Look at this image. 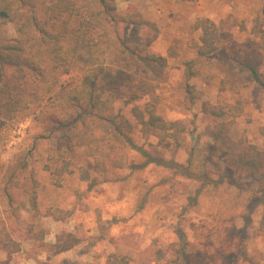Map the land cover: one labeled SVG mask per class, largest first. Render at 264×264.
Wrapping results in <instances>:
<instances>
[{"label": "rangeland", "instance_id": "rangeland-1", "mask_svg": "<svg viewBox=\"0 0 264 264\" xmlns=\"http://www.w3.org/2000/svg\"><path fill=\"white\" fill-rule=\"evenodd\" d=\"M119 12L135 10L144 19L155 24L153 41L148 32L137 25L125 28L126 42L138 45L149 55L161 57L163 66L149 64L143 58L111 51L108 54L105 82L107 91L114 95L115 113L128 118L134 125L132 137L145 150L185 164L187 155L171 141H162L159 136L144 137L141 126L133 116V109L145 106L155 108L166 122L185 120V139L191 142L201 158L212 142L214 122L202 113L203 102L212 104L221 101L228 107L241 106L242 117L233 126L231 137L237 150L244 151L250 145L264 150V92L251 79L249 68L254 67L264 74V0H112ZM37 16L47 27L54 17L41 11ZM213 21L219 31V52L196 65L197 77L185 78V63L196 60L194 43L201 36L194 29L197 20ZM15 37L11 24L0 28V40ZM72 72L57 80L55 92L70 85ZM187 85L197 86V97L191 103L187 98ZM38 112L11 131H7L0 143V182L13 164L15 157L27 151L30 137L37 130ZM90 123L82 130L69 132L67 144L60 135L52 141L55 149L53 160L34 152L28 156V165L46 187L39 201L43 209L72 211L64 221L53 217L32 218L27 203L21 207L19 225L22 238L30 225L42 235L22 241L19 253L0 264H185L181 256L184 240L193 246L187 251L193 264H248L241 257L243 246L248 247L264 231V195L251 198L242 205L248 195L246 189L240 193V210L232 215L223 207L221 198L200 195L194 201L198 183L173 171L152 164L135 169H113L101 154L107 138L125 146L111 126L93 125L104 133L98 139L89 134ZM61 142L63 144H61ZM70 158L64 154V148ZM131 164H140V156L130 151ZM64 159L71 161L72 174L65 175L61 186L56 187L51 172ZM207 167L216 172L226 171L224 156H210ZM46 166L50 169L47 170ZM249 190L258 185L245 184ZM232 192L237 193L233 188ZM186 204L177 219L189 228L193 238L189 241L179 225H163L162 219L176 214V207ZM7 208L0 198V215ZM185 212L191 219H185ZM243 212V214H241ZM243 215V217H242ZM195 221H198L195 222ZM105 226V238H101L99 226ZM175 233L174 242L161 245L152 239L158 227ZM143 227L144 235L135 229ZM81 230L86 241L79 246L56 254L54 245L63 233ZM128 238L123 239V237ZM37 237V236H36ZM150 241V242H149ZM0 251H2L0 249ZM249 255L264 253L254 251ZM215 257L216 259H213Z\"/></svg>", "mask_w": 264, "mask_h": 264}, {"label": "trees", "instance_id": "trees-1", "mask_svg": "<svg viewBox=\"0 0 264 264\" xmlns=\"http://www.w3.org/2000/svg\"><path fill=\"white\" fill-rule=\"evenodd\" d=\"M37 11L54 17L49 27L37 16ZM8 24L13 26L15 37L0 40V143L7 131L35 113L39 114L37 130L30 137L27 151L15 157L0 182V198L7 205L0 215V249L9 257L20 252L22 241L43 239L34 231L33 225L27 228L22 238L18 237L23 204L29 205L33 219L46 216L64 221L73 214L72 211L41 208L39 197L46 185L28 165V156L37 152L53 160L52 141L58 134L67 144L70 131L82 130L89 123L92 124L90 135L104 138V133L93 125L107 124L125 143V146L115 144V139L110 137L103 143L101 154L111 168L135 169L152 164L169 169L198 183L191 202L202 194L219 197L223 207L231 210L226 214L232 215L240 210L241 204L247 205L251 198L264 195V150L250 145L239 151L231 137L234 124L243 114L241 106L228 107L221 101L215 104L203 102L202 113L214 125L212 142L201 158L197 156L196 147L185 139V120L166 122L149 105L143 110L133 109L143 136L157 135L162 141L173 142L176 148L185 151V164L166 160L136 144L132 137L134 125L125 116L115 113V98L107 91L105 82L107 58L111 51L143 58L149 64L164 65L161 57L149 55L144 48L125 41L124 31L130 24L144 28L149 34V42L153 41L155 24L135 10L119 12L112 0H0V28ZM194 29L200 31L201 36L194 43L197 59L185 63L188 81L198 76V62L219 52V31L213 21L197 20ZM72 72L76 76L71 78L70 85L55 92L58 78ZM249 73L254 85L264 92V74L254 67L249 68ZM186 94L191 103L195 102L198 99L197 86L187 85ZM130 151L137 153L142 163L131 164ZM64 154L67 158L71 156L67 147ZM212 155L225 157L226 171L216 172L207 167L206 161ZM71 165L70 160L64 159L51 172L54 186L60 187L64 176L72 174ZM46 169L50 167L46 166ZM248 183L258 185L257 189L249 190L245 185ZM233 188L237 193L232 192ZM243 188L249 192L240 204ZM99 229L101 238H105V226L100 225ZM180 234L185 241L181 252L183 261L193 264L187 251V247L193 245L182 231ZM126 238L128 236L123 237ZM85 241L81 230L65 232L57 237L55 253L67 252ZM242 246L241 257L245 262L264 264V255H249L246 246Z\"/></svg>", "mask_w": 264, "mask_h": 264}, {"label": "clouds", "instance_id": "clouds-1", "mask_svg": "<svg viewBox=\"0 0 264 264\" xmlns=\"http://www.w3.org/2000/svg\"><path fill=\"white\" fill-rule=\"evenodd\" d=\"M183 206H177L175 211L176 214L173 216H169L166 220L161 221L163 225H179L181 228H183L186 232V235L189 239V241L192 240L193 234L189 228H187L183 223H180V221L177 219L180 212H184L186 208V204L184 202H181ZM187 219H191V216L189 213L185 212V217ZM198 223V221H195ZM135 231L140 234L144 235L145 229L143 227H137ZM152 239H157L159 244L161 245H167L175 240V233L169 229H166L165 227L161 226L158 227L152 237ZM150 242V241H149ZM259 251L261 253H264V235H261L257 237V239L248 247V252L252 254L254 251ZM8 256L5 252L0 251V261L7 260ZM27 264H36L34 260L27 261ZM101 264H103V261H101Z\"/></svg>", "mask_w": 264, "mask_h": 264}]
</instances>
